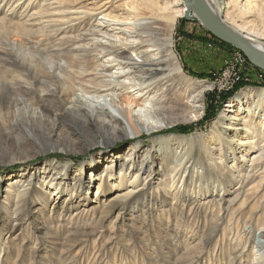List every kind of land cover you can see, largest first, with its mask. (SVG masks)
Returning <instances> with one entry per match:
<instances>
[{"label":"rangeland","instance_id":"obj_1","mask_svg":"<svg viewBox=\"0 0 264 264\" xmlns=\"http://www.w3.org/2000/svg\"><path fill=\"white\" fill-rule=\"evenodd\" d=\"M103 1L107 0H0V71L24 84L35 80L32 74L58 82L52 71L62 63L68 66L64 71L67 86L75 85L79 80L77 70L92 68L96 61L91 53L83 64H68L67 53L77 45L79 51L92 48L88 30L96 18L105 14L109 15L107 19L118 16L128 20L136 15L148 18L156 16L158 7L166 6V0L159 2L158 7L149 0H114L99 8ZM183 4L186 5L185 0ZM217 4L225 24L251 40L264 42V0H217ZM182 6L160 10L159 17L163 19L158 21L159 26L164 24V15ZM95 7L98 10L91 9ZM86 12L95 15L90 21L81 22L77 17L88 15ZM190 15L177 19L172 38L184 72L211 84L198 121L113 141L104 138L96 124L87 130L82 124L65 121L57 127L56 137L50 120L44 121L48 124L44 132L35 124V131L30 133L22 117L13 127L6 123L0 134V264H251L250 245L264 240L260 234L264 226V168L252 171L250 160L241 162L240 168L235 166L237 169L214 168L218 173L210 171L202 180H182L183 173L174 171V163L155 173L152 180L144 179L145 175L136 180L135 171L127 172L122 180L119 173L110 179L99 171L90 194L89 189H79V182L67 180L63 181L66 192L61 198L41 184V178L33 177L31 186H27L29 192L23 194L31 172L52 161L68 165V173L78 175L93 157L122 154L134 142L156 145L154 138L162 135H206L228 102L240 92L264 88L263 69L254 65L241 49L209 31L194 10ZM63 25L68 26L65 31L61 30ZM79 35L84 39L79 41ZM56 50L65 54L57 56ZM12 57L25 65L15 64ZM8 93L5 91L0 99L8 101ZM212 94L216 101L211 103ZM227 94L231 97L222 102ZM123 103L127 105L124 100ZM214 109L215 114L207 118ZM182 126L191 127L182 133ZM57 138L67 144L58 148L61 150L48 148ZM71 140L75 144L69 146ZM18 176L26 177L18 181ZM132 187L141 189L140 196L128 201L124 210L101 216L106 211L100 213L101 209L115 192ZM55 198L59 200L55 202ZM226 207L228 212L224 223H220V232L209 236L210 228ZM247 229L249 235L245 234ZM236 243L241 248L237 249ZM242 244L248 245L245 250Z\"/></svg>","mask_w":264,"mask_h":264},{"label":"bare ground","instance_id":"obj_2","mask_svg":"<svg viewBox=\"0 0 264 264\" xmlns=\"http://www.w3.org/2000/svg\"><path fill=\"white\" fill-rule=\"evenodd\" d=\"M111 1L114 0L103 1L99 8L107 6ZM149 1L153 6L158 7V3L164 0ZM206 1L212 12L220 18L217 0ZM183 2L184 0H166V6L158 7L156 16L148 18L136 15L128 20H122L118 16L107 19L108 14L103 18H96L97 22L91 30H88L89 35L92 36L89 38L92 41V48L88 50L86 47L79 51L77 45L72 49L73 51L68 50L67 53L68 64L70 62L83 64L87 61L85 56L94 53L96 64L92 68L81 67L77 70L79 73L77 85L67 86L64 71L68 66L62 63L59 66L55 63L58 68L54 67L52 71V76L58 78V82L46 79L42 75L32 74L35 80L24 84L21 83V79L8 78L3 71H0V97L5 91L10 93H8V101L0 99V134L5 131L3 128L7 122L10 127L19 124L20 117L26 120L29 133L35 131V124H38L44 132L45 126L48 125L44 121L50 120L53 126L52 132L56 137L59 134L57 127L65 121H71V124L75 125L82 124L87 130L96 124L108 141L136 138L142 134L161 131L176 123L198 121L205 107V93L211 88V84L187 75L173 49L172 32L176 21L179 17L190 14L195 5L193 0H190V7ZM176 5L183 6L164 15V24L159 26L158 21L163 19L159 17L160 10L173 8ZM91 9L95 11L98 7ZM86 13L88 15H80L77 18L81 22L93 19L95 13ZM67 27L63 25L60 29L65 31ZM237 32L264 55V42L251 40L240 31ZM81 36L83 35H79V41L84 39ZM56 54L61 57V54L65 53L56 50ZM12 60L15 64L21 66L24 64L19 63L17 58L12 57ZM50 103L52 106L49 105ZM61 119L64 120L60 121ZM194 134L158 136L154 138L157 140L156 145H145L141 141L134 142L122 154H101L96 158L93 157L88 166L84 164L82 173L78 175L69 174L68 165L52 161L31 172L29 179L25 180L26 192L23 194L29 192L28 187L31 186L33 177L41 178V184L46 186L55 197L61 198L66 192L62 186L63 181L79 182V189H89L87 194H90L99 171L110 179L119 173L122 180L127 172L135 171L136 180L144 175V179L152 180L155 173L163 172L171 163L175 165L174 171L179 169L178 173H183L180 176L182 180H191V178L202 180L210 171L217 174L218 172L213 171L214 168L237 169L235 166L238 167L241 162L248 160L251 161L252 171H260L259 168H264V88L243 90L235 99L228 102L215 121L211 132L206 135ZM208 140L210 142L206 143ZM26 144L29 145L27 141ZM66 144L58 139L52 140L47 147H51V150H61L58 148ZM74 144V140L69 142V146ZM232 161L234 163L229 166L228 163ZM24 177L26 176L18 181H23ZM48 177L49 182H47ZM101 187L102 182L99 185V188ZM140 191L141 189L132 187L115 192L108 199L107 206L101 209L100 213L106 210L101 216L105 217L109 212L113 213L118 209L124 210L129 202L140 196ZM56 200L59 199L55 198V202ZM23 206L26 204L24 203ZM227 212L228 207L219 214L217 221L210 228L209 236L220 232V223H224V215ZM229 220L227 222H230ZM261 225H264V222ZM248 230L250 229H247L246 235L250 233ZM260 234L264 235V226ZM240 243H236L237 249L241 248ZM241 246L245 250L248 245ZM250 247L249 252L253 254L251 264H264V240L262 243L256 241ZM242 254L243 251L238 257Z\"/></svg>","mask_w":264,"mask_h":264},{"label":"water","instance_id":"obj_3","mask_svg":"<svg viewBox=\"0 0 264 264\" xmlns=\"http://www.w3.org/2000/svg\"><path fill=\"white\" fill-rule=\"evenodd\" d=\"M193 1L195 5H193L192 10L196 12L198 18L209 31L223 41L241 49L254 65L264 70V55L259 49L254 47L243 35L231 29L219 17H217L212 12L206 0ZM185 4L190 7V0H185ZM190 16L189 13L186 14V17L189 18Z\"/></svg>","mask_w":264,"mask_h":264},{"label":"trees","instance_id":"obj_4","mask_svg":"<svg viewBox=\"0 0 264 264\" xmlns=\"http://www.w3.org/2000/svg\"><path fill=\"white\" fill-rule=\"evenodd\" d=\"M237 89H238V87H237ZM235 92V91H234ZM234 92H232V93H229V94H234ZM229 94H227V95H223V97H222V102H224V101H226V100H228V98H230L231 97V95H229ZM210 100H211V103L212 102H215L216 101V98H215V95L214 94H212L211 96H210ZM210 108H213L212 106H210ZM208 114V116H207V118H210V117H212L214 114H215V109L210 113V111H209V113H207ZM191 126H182V127H180V131L182 132V133H186L187 131H189V128H190ZM60 155H53V157H59ZM60 158V157H59Z\"/></svg>","mask_w":264,"mask_h":264}]
</instances>
